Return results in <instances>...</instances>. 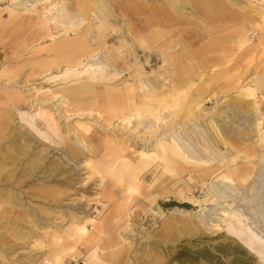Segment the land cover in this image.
Here are the masks:
<instances>
[{
	"label": "rangeland",
	"instance_id": "rangeland-1",
	"mask_svg": "<svg viewBox=\"0 0 264 264\" xmlns=\"http://www.w3.org/2000/svg\"><path fill=\"white\" fill-rule=\"evenodd\" d=\"M69 1L26 13L0 0V264H264L230 234L226 198L207 195L232 178L217 193L264 236V184L237 177L264 159V0H142L183 10L149 51L130 38L126 0H103L106 42ZM25 16L55 41L17 26ZM80 39L89 61L57 63L53 48Z\"/></svg>",
	"mask_w": 264,
	"mask_h": 264
},
{
	"label": "bare ground",
	"instance_id": "bare-ground-1",
	"mask_svg": "<svg viewBox=\"0 0 264 264\" xmlns=\"http://www.w3.org/2000/svg\"><path fill=\"white\" fill-rule=\"evenodd\" d=\"M12 1H15L17 5L23 6V8H21V9L23 11H25L26 13L30 12V9L27 5L29 0H12ZM42 1L44 2L45 0H41V2ZM46 1H50V0H46ZM69 2H70L69 4H71V6H70L71 8H73L75 5H77V7L76 8L74 7V8L77 9L79 15L84 18V20H83L84 22H90L89 20H91V21L94 20L96 23L100 22V23L104 24V25H102V27L99 26L100 29L97 30L98 32L96 33L97 35L95 36V39H102L103 42H106V40H111L114 38L113 37L114 35L110 34L109 27H106V25L111 20L110 18L112 16V13L110 12L108 5L105 1L102 0L101 2H97L96 0H70ZM125 5L126 6L122 7V10H124L123 18H124V21L129 24L128 32L130 34V38L133 41H135L136 43H138L139 46L143 50H146V51L147 50L149 51L153 48L155 50H157V49L160 50L164 47L163 46L161 48V46H160L162 43V39L165 38L166 33H168L169 29L176 24L174 18H172V13H168V11L169 12L170 11L171 12L176 11L178 14L179 13L181 14V12H183V10L181 8V6H182L181 3H178L177 1L169 6L170 9H168L167 12H166V8L165 7L163 8V5H160L159 2L148 4V3H144V1H142V0H126ZM59 15L62 17V14H60V12H59ZM53 17L55 18L54 15H53ZM91 17H92V19H91ZM11 18H12L11 20L13 22H16L17 18L19 19L18 15L16 13L12 14ZM31 20H33L32 17L25 16L23 18H20V20L16 23V25L17 26L21 25L22 28L24 26H26V28L32 27L33 33L31 35L33 38H43V37H45V34H49L50 40L55 41L56 36L53 33L51 34V32H50L51 28H49V30H44V28H43L44 23H41L39 25L38 24L32 25ZM162 22L165 25L164 28H166L167 31H165V30L161 31L159 29L161 27ZM93 25H94V23H92V24L88 23L86 26H84V28H83L84 30L82 29V31L85 34L88 33L89 31H91ZM69 29H71V28H69ZM69 29H66L64 31V33L69 35V34H71V32H73V33L79 32V28H72L71 30H69ZM168 38H170V37H168ZM115 41H114V43H115ZM167 41L171 42L172 40L169 39ZM92 43H91V45H92ZM53 49L58 54L57 63H61V64L67 63L70 66L79 65L81 62L84 61V58H87V60L89 61L88 55L89 54L91 55L90 51L92 50L91 47L89 45H87V43L84 39L77 40L74 43H71L68 45H65V44L58 45V46H55ZM104 52L107 53L106 50ZM62 54H63V56L61 57ZM41 61L42 60L39 59L34 64L38 63L39 66L44 65V63H42ZM154 81L155 80H153V82ZM159 85H160V83H159ZM259 119H262V118H259ZM261 123H262V121L259 122V124H261ZM140 125H142V124H140ZM258 128H260V126H258ZM204 136H205V134H204ZM206 141H207V139H206ZM259 141H260V144L262 145V148L264 150V133H263V136L259 137ZM178 143H180V142H178ZM158 145L155 147H156V149L160 150L161 148ZM181 148H182V150L186 151V153L189 154V152H187L188 149H185L184 147H181ZM192 154H193V152H192ZM192 154L186 155V157L190 158L191 160H194V161L196 160L197 162H199L197 160V158L194 157ZM203 164L206 165V162H203ZM246 170H247V172L245 171V172L237 173V171H236V173H237V177L238 178L240 177L239 180H241V181L245 180L248 182L247 186H249V185L251 186L249 188V190L250 189L252 190L253 188H255L258 185L257 183L258 182L260 183V181H261V184H264V159H259V161H257L252 168L246 167ZM236 184L237 183H235L234 180H232V178H230L229 176H222L220 179L216 180L207 189V195L210 196V198H209L210 201H213V200L216 201V200H219L221 198L227 199V200L226 199L222 200V203H226V202H228V203L226 206H222L220 209L222 210L221 215L226 217V218L231 219V221H232L233 225H232V227L230 226L231 231H229V230L228 231L231 232L230 234L233 237L243 241L246 245H248L250 247V249L254 250V252L256 251L259 254L264 255V236L261 232L257 231L255 224L253 225L252 224L253 222H250V220H252L251 217H249L247 213H244V210L242 207L236 208V207L232 206L231 204H229L231 199H230V201H228L229 199L227 198V196L220 195L219 193H217L218 190H216V188H221V186H222V187H229V189H230L231 186H237ZM262 186L263 185H261V187ZM247 190H245V191H247ZM221 192H224V190ZM232 192H234V191L232 190ZM229 194H231V193H229ZM244 194H245V192H244ZM225 195H226V193H225ZM246 199L247 198H244L243 201H247ZM232 200H233V198H232ZM250 210H252V209H250ZM250 210H247V211H250ZM119 211L121 212L122 210H120V208H119ZM212 225L219 228L218 225H215V224H212ZM224 228H226V227H224ZM77 230L79 232L85 233L86 229L85 228H77ZM81 236H79V237H81ZM260 258L264 260L263 256H260ZM97 263H98V261H97Z\"/></svg>",
	"mask_w": 264,
	"mask_h": 264
}]
</instances>
